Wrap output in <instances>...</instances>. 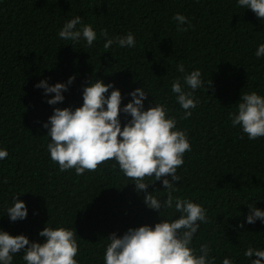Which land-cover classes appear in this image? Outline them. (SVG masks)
I'll use <instances>...</instances> for the list:
<instances>
[{
  "label": "trees",
  "instance_id": "16d2710c",
  "mask_svg": "<svg viewBox=\"0 0 264 264\" xmlns=\"http://www.w3.org/2000/svg\"><path fill=\"white\" fill-rule=\"evenodd\" d=\"M177 13L188 17L185 31L177 30ZM77 15L97 32L91 48L58 38L63 23ZM102 31L109 38L131 32L136 46L105 49ZM261 43L264 24L236 0H0V148L8 151L0 161V230L38 243L44 242L38 233L46 226L76 230L79 264H103L111 234L160 222L144 204V193L110 161L77 176L74 170L60 172L49 158L43 123L54 107L82 106V87L94 78L121 91V107L131 101L128 93L142 87L154 96L145 110L156 99L177 119L192 151L178 169L182 179L174 195L201 204L208 215L194 246L208 244L216 264L224 257L249 264L244 251L264 248V223H246L248 204L264 210V138L249 141L231 126L229 115L241 94L264 95V58L255 56ZM180 63L188 72L199 69L211 83L195 92L199 104L187 120L171 92L173 81L183 76ZM72 76L62 104L48 105L51 95L35 87L42 79L55 85ZM121 120L123 126V114ZM157 191H164L161 182L147 189L165 195ZM16 194H22L18 199L28 216L10 222L4 212ZM173 211L165 210L162 219H173ZM13 264H22L20 254Z\"/></svg>",
  "mask_w": 264,
  "mask_h": 264
},
{
  "label": "clouds",
  "instance_id": "9594fccd",
  "mask_svg": "<svg viewBox=\"0 0 264 264\" xmlns=\"http://www.w3.org/2000/svg\"><path fill=\"white\" fill-rule=\"evenodd\" d=\"M236 3L244 12L251 10L264 24V0H236ZM173 20L178 31L186 30L184 25L189 23L188 17L177 13ZM57 35L63 41H83L89 48L98 39L93 25L84 24L80 15L66 20ZM100 35L104 38L105 49L113 45L128 49L136 46L131 32L112 38L107 31ZM255 56L264 58V43L257 46ZM177 71L183 76L173 81L171 92L182 110L181 119L187 120L199 104L195 92L201 87L208 89L211 83L202 79L199 69L186 71L183 63L177 65ZM75 79L72 76L67 82L55 85L42 79L35 87L42 89L45 97L51 95L46 103L55 106L65 101L64 93ZM128 95L131 101L121 107L123 97L119 89L102 80L89 79L87 86L82 87V106L75 109L54 107L53 114L42 125L49 138L47 153L60 172L74 170L80 176L95 172L98 166H106L105 162L110 161L111 167L129 180L128 184L135 185L138 193H144V204L159 214L160 222L154 226L129 228L122 236L111 234L106 239L103 264H216L217 257L212 255L213 249L208 244L194 246L201 225L208 223L207 209L174 195L182 179L178 169L184 164L185 153L192 151L187 131L177 127V119L156 99L145 110V102L151 94L142 87ZM236 106L229 115L231 126L239 127L249 141L264 138V95L256 91L241 94ZM121 114L125 117L123 126ZM7 157L8 151L0 148V161ZM156 182L162 183L164 191L155 193H165L166 199L147 193L148 187ZM18 195L22 194H16L4 212L10 222L23 221L28 216V208ZM247 206L246 223H264V210L255 204ZM173 209V219H162L165 210ZM38 235L44 238L43 243L30 242L23 234L12 236L0 230V264H13L18 254L22 264H79L76 230L46 226ZM243 256L249 264H264V248L249 246ZM221 264L235 262L224 257Z\"/></svg>",
  "mask_w": 264,
  "mask_h": 264
}]
</instances>
